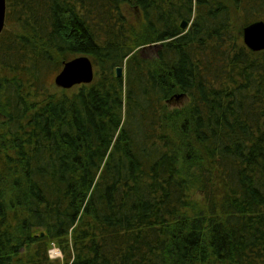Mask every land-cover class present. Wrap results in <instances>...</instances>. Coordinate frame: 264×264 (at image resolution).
Segmentation results:
<instances>
[{
  "label": "trees",
  "instance_id": "obj_1",
  "mask_svg": "<svg viewBox=\"0 0 264 264\" xmlns=\"http://www.w3.org/2000/svg\"><path fill=\"white\" fill-rule=\"evenodd\" d=\"M6 1L0 264H264V0Z\"/></svg>",
  "mask_w": 264,
  "mask_h": 264
},
{
  "label": "water",
  "instance_id": "obj_2",
  "mask_svg": "<svg viewBox=\"0 0 264 264\" xmlns=\"http://www.w3.org/2000/svg\"><path fill=\"white\" fill-rule=\"evenodd\" d=\"M7 1L0 0V34L6 25ZM189 22L183 20L181 27L187 29ZM243 41L248 48L253 51L264 50V20H257L243 28ZM116 75L122 77L124 75V67L116 68ZM95 76V67L86 55L77 56L73 59L65 61L63 68L54 78L56 86L69 89L75 85L82 83H90Z\"/></svg>",
  "mask_w": 264,
  "mask_h": 264
},
{
  "label": "rangeland",
  "instance_id": "obj_3",
  "mask_svg": "<svg viewBox=\"0 0 264 264\" xmlns=\"http://www.w3.org/2000/svg\"><path fill=\"white\" fill-rule=\"evenodd\" d=\"M154 51H155V49L153 48L150 53H152ZM147 53L148 52H146V54ZM55 75L52 77L53 81H54ZM186 103H187V98L185 96H183L181 98L177 97V98H173V100L170 101V106L171 107H178V106L184 105ZM195 198H200L198 193L195 194ZM50 254L53 258L62 257L61 251L55 246L50 250Z\"/></svg>",
  "mask_w": 264,
  "mask_h": 264
},
{
  "label": "built area",
  "instance_id": "obj_4",
  "mask_svg": "<svg viewBox=\"0 0 264 264\" xmlns=\"http://www.w3.org/2000/svg\"><path fill=\"white\" fill-rule=\"evenodd\" d=\"M51 255V254H50Z\"/></svg>",
  "mask_w": 264,
  "mask_h": 264
}]
</instances>
